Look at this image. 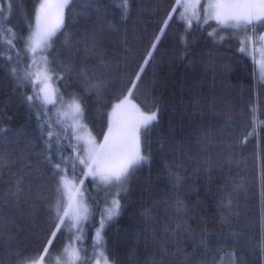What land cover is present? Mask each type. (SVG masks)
I'll return each mask as SVG.
<instances>
[{"label":"trees","instance_id":"trees-1","mask_svg":"<svg viewBox=\"0 0 264 264\" xmlns=\"http://www.w3.org/2000/svg\"><path fill=\"white\" fill-rule=\"evenodd\" d=\"M16 2L23 5V9L13 13L11 23L20 36H26L29 32L28 16L33 13L39 0ZM102 2L108 6L109 17L119 19L121 10L117 5L120 0ZM174 2L175 0H129L131 10L126 23L129 47L135 50L133 64L144 54L149 38L159 32L166 9L170 10V5ZM83 3L84 0H71L72 7L66 9L65 23L52 38L48 54L54 61L53 67L57 72L61 71V62L73 64L70 75L58 82L53 81L59 89L57 102L61 101L59 97L69 102L72 93H77L84 107L83 122L96 140L101 142L108 126L110 98L121 91L122 81L117 69L123 65H113L107 71L101 70L109 82L105 98L98 97L94 89H87L84 81L77 75L84 63V52L82 47L77 49L74 44H66L65 37L71 34L74 41L82 34L85 18L75 15L74 10L78 12ZM216 27L215 21H212L206 29L193 28L186 33L185 44L181 39L185 35L184 29L175 19L171 20L161 35L151 63L146 66L143 79L134 90L132 99L136 103L149 110L154 107L151 101L155 98L161 105V114L159 123L142 132L143 150L145 155L150 156V162L137 170L131 179L130 191L126 196L121 194L123 206L119 215L108 222L103 231L107 253L115 264H136L137 260L144 264L153 252L158 254L151 238V229L155 228L159 237L162 225L177 217L187 220L197 234L207 232L206 242L213 252L222 247L234 250L240 264H264V254L259 249V240L264 232L261 226L264 206L261 203L256 168L251 158L257 138L249 137L244 143L238 142L243 141L248 128L252 127L250 106L259 105L256 116L258 120H264V94L257 95L259 78L255 73L256 63L253 58L240 53L235 40L214 44L208 37V32ZM120 41V36H111L106 44L107 58L123 59L125 52ZM17 47L23 49V42L18 40ZM8 51L7 44L0 39V127L7 126L5 134L11 141L8 147L23 154L24 159L20 163L32 169V190L35 191L37 184L47 188L54 178L47 171H35L39 161L37 150L26 149L24 146L27 138L36 135L37 107H30L25 100V96L33 90L32 86L18 88L16 82L9 78L7 65L10 62L5 60ZM210 60L213 63H209ZM87 63L91 65L96 61L88 58ZM196 95L204 98L203 114L199 110L195 113L192 111L191 101ZM208 104L215 107L209 108ZM56 108H59L57 104L48 105L47 110L52 119L57 115ZM228 115L235 122L232 128L225 127ZM64 124L66 123H61L53 130L60 131L63 136ZM203 127L212 128L217 139L222 132L230 133L223 145L214 143L207 149L214 161L210 171L198 169L196 162L189 158L200 151L198 134ZM259 127L264 128V125ZM68 134L72 135L71 127L68 128ZM74 143V137L64 141L65 155L72 151ZM233 151L237 155L231 162H226L223 168L216 165L217 157L227 156ZM177 163L182 164L179 171L183 180L179 185H174L169 178L168 168ZM16 167L11 171L0 168L3 173L0 175V193L14 180L12 173L16 171ZM227 177H233L236 183L242 184V187L233 191L230 209L219 206L222 192L232 188L230 182L222 188ZM83 189L91 209L90 219L84 226V236L88 254L92 256V235L105 204V189L95 187L90 177L85 178ZM177 198L185 202L188 209L186 212L175 211L174 201ZM23 207V213L13 210L7 224L0 219V260L7 264L15 259V256L6 255L9 245L13 253L19 252L38 259L37 254L43 251L42 245L47 243L46 238L51 234L50 227L54 226L49 219V210L39 201L35 208L27 204ZM145 208H151L154 213L150 221L143 216ZM70 237V232L64 226L51 246L53 254ZM81 244L83 246V242ZM182 246L188 253H192L196 247V257L201 254L198 240L194 242L190 234H184Z\"/></svg>","mask_w":264,"mask_h":264},{"label":"snow or ice","instance_id":"snow-or-ice-1","mask_svg":"<svg viewBox=\"0 0 264 264\" xmlns=\"http://www.w3.org/2000/svg\"><path fill=\"white\" fill-rule=\"evenodd\" d=\"M117 6L121 10L119 19L109 17L108 6L102 0H84L79 11L74 10L75 15L85 18L82 34L74 41L71 34L65 37L66 44H74L77 49L82 47L84 63L77 75L84 81L86 88L94 89L100 98L106 97L109 83L101 70L107 71L112 69L113 65H123L117 69L122 81L121 91L110 98L107 130L104 132L103 141L98 142L83 122L84 107L77 93H72L66 108L62 106L56 109L59 120L53 121L47 110L49 104L57 103L59 96V89L53 81L63 80L73 72L72 62H61L59 65L61 71H55L54 61L48 54L52 47V38L65 23L66 9L72 7L71 0H39L34 6L33 13L28 16L29 32L26 36H20L11 23L13 13L22 10L23 5L16 0H0V39L4 40L9 49L5 55V60L10 62L7 65L9 78L16 82L18 88L32 86L33 90L25 96V100L30 107L34 105L37 107L36 135L27 138L24 146L26 149L37 150L39 161L35 171L38 173L47 171L49 176L54 178L47 188L37 184L36 190L33 191L32 169L20 163L24 159L23 154H18L8 147L11 141L5 134L7 126L0 127V168L11 171L13 167L18 166L12 173L14 180L0 193V219L7 224L13 210L23 213L24 205L35 208L36 202L39 201L49 210V219L51 225H54L50 227L51 234L46 238L47 243L42 245L43 251L37 254L38 259L21 255L19 252L13 253L9 245L6 255L15 256L11 264H45L49 257H52L51 264H101V256L103 264H115L107 253L103 231L105 225L119 215L123 206L121 194L124 196L128 194L131 179L137 170L146 162H150V156L145 155L143 150L142 132L159 123L161 114V105L155 98L151 101L154 107L145 110L132 99V95L143 79L146 66L151 63L161 35L171 20L175 19L184 29L185 35H182L181 39L185 44L186 33L195 27L206 29L215 21L217 27L208 32V37L214 44L235 40L239 46L238 51L250 55L254 61L259 51L262 58L258 61L260 76L257 95L264 94V0H175L170 5V10L166 9L159 32L149 38L148 45L143 50L144 54L135 64L132 63L135 50L129 47L126 23L131 4L129 0H120ZM113 34L121 37L120 42L125 52L123 59L107 58L106 44ZM18 40L23 42V49L17 47ZM88 58L95 59L96 63L89 65ZM209 63L213 61L210 60ZM203 99L201 95L193 97L191 104L194 113L199 110L203 114L205 106ZM208 107L215 106L208 104ZM258 108L259 105L250 106L252 127L248 128L243 141L238 142L244 143L249 137L257 138L251 158L256 168L261 203L264 206V135H261L264 128L259 127L264 125V120L257 119ZM63 121H71V124H64L62 128L64 135L61 136L60 131L53 129L59 127ZM234 126L232 116L228 115L225 127ZM69 127L71 136L68 134ZM229 135V132H222L217 139L212 128L203 127L198 134L200 151L189 158L196 162L198 169L210 171L214 161L207 149L214 143L223 145ZM72 137L75 139L72 151L65 155L64 141L71 140ZM236 155L234 151L229 152L227 156L221 155L216 158L215 163L223 168V165L231 162ZM181 167L182 164L177 163L168 168L169 178L174 185H179L183 180L179 171ZM0 175L3 173L0 172ZM87 177H91L97 187L116 189L115 193L111 191L104 193V209L92 235V256L97 257L95 260L88 254L83 228L91 213L90 206L84 199L83 185ZM240 179L243 180L242 177ZM229 182L232 188L222 192L219 205L225 209L231 208L233 191L242 187V184L236 183L235 178L227 177L222 188ZM174 208L177 213L188 210L185 202L179 198L174 201ZM167 211L166 206V214ZM143 216L150 221L154 213L151 208H145ZM65 225L70 231H75L74 239L77 243L66 244L53 254L51 246ZM261 226L264 230V213ZM160 233L158 237L157 230L151 229V238L158 249V254L153 252L144 264H240L234 250L221 247L213 252L206 242L207 232L197 234L183 217L164 223ZM186 233L191 235L194 242L198 240L202 249L199 257L195 256L198 250L196 247L192 253L184 251L182 244ZM259 249L264 254V232L259 240ZM0 264L7 262L0 260ZM136 264L140 262L137 260Z\"/></svg>","mask_w":264,"mask_h":264},{"label":"rangeland","instance_id":"rangeland-1","mask_svg":"<svg viewBox=\"0 0 264 264\" xmlns=\"http://www.w3.org/2000/svg\"><path fill=\"white\" fill-rule=\"evenodd\" d=\"M261 58H262V56H261V53L259 52V51H257V53H256V59H255V63H256V67H255V70H256V76L259 78V76H260V72H259V65H258V61H260L261 60ZM40 87H42V85H40ZM68 103L69 102H66V101H64V100H61V101H59V102H57L56 104H57V106L59 107V108H61L62 106L64 107V108H66L67 107V105H68ZM57 109V108H56ZM57 113V112H56ZM60 118H58L57 117V115L54 117V119H53V121H57V120H59ZM63 123H66V124H68V125H70L71 124V121H63ZM89 130V129H88ZM103 141V140H102ZM101 141V142H102ZM91 178V177H90ZM92 179V178H91ZM93 180V179H92ZM93 183H94V186L95 187H97L96 186V182L95 181H93ZM106 190V189H105ZM104 190V193L106 192V191H111L112 193H115V191H116V189H107L106 191ZM105 196V195H104ZM84 199H85V201L87 202V200H86V198H85V195H84ZM110 199V198H109ZM88 203V202H87ZM89 205V204H88ZM105 205V204H104ZM103 209H104V206H103ZM103 211V210H102ZM102 213V212H101ZM100 216H101V214H100ZM142 217V216H141ZM90 219V216H89V218H88V220ZM100 219V218H99ZM87 220V221H88ZM87 221H85L84 222V224H83V228H84V226H85V224H86V222ZM65 227L68 229V231L70 232V235H71V237H70V239L68 240V241H66V243H65V245L66 244H69V243H72V244H75V243H77V241L74 239V237H75V235H76V233H75V231H70L69 230V228L67 227V225H65ZM81 246H82V244H81ZM97 257L96 256H92V259L93 260H95ZM100 259H101V264H103V257L101 256L100 257ZM51 260H52V257H49L48 258V260H46L45 261V264H51Z\"/></svg>","mask_w":264,"mask_h":264}]
</instances>
